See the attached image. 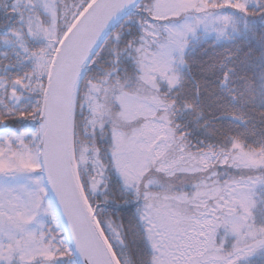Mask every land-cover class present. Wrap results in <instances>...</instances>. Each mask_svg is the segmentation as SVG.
Instances as JSON below:
<instances>
[{"label": "snow or ice", "instance_id": "snow-or-ice-1", "mask_svg": "<svg viewBox=\"0 0 264 264\" xmlns=\"http://www.w3.org/2000/svg\"><path fill=\"white\" fill-rule=\"evenodd\" d=\"M0 264H264V0H0Z\"/></svg>", "mask_w": 264, "mask_h": 264}]
</instances>
